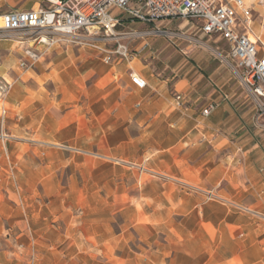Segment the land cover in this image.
Returning a JSON list of instances; mask_svg holds the SVG:
<instances>
[{
    "label": "crops",
    "instance_id": "0c3cea01",
    "mask_svg": "<svg viewBox=\"0 0 264 264\" xmlns=\"http://www.w3.org/2000/svg\"><path fill=\"white\" fill-rule=\"evenodd\" d=\"M50 2L0 0V15L45 9ZM253 10L250 28L264 42L261 9ZM28 46L0 40V78L14 82L5 97L13 123L0 128L8 135L0 139V242L26 246L21 252L0 250V264H28L31 244H44L51 249L45 253L60 257L68 250L65 257L78 259L86 241L115 240L112 218L131 210L146 223H124L129 236L142 234V249L129 264H264V126L256 124L255 107L205 48L173 50L151 38L140 51L143 63L100 66L89 46H35L43 70L33 71L37 64L21 70L18 63L14 70L15 57L6 52L20 57ZM131 72L145 81L144 88L131 83ZM32 76L44 83L69 78L67 93H82L80 83L88 77L92 85L86 91L97 96L95 103L103 99L108 110L85 126H51L45 114L31 109ZM208 106L213 109L203 116ZM68 131L70 141L62 136ZM88 136V147L107 148L108 162L88 164L65 150L83 146ZM96 212H107V222L95 219ZM56 243L67 249H54ZM38 251L35 257L44 258Z\"/></svg>",
    "mask_w": 264,
    "mask_h": 264
},
{
    "label": "built area",
    "instance_id": "2783aa9c",
    "mask_svg": "<svg viewBox=\"0 0 264 264\" xmlns=\"http://www.w3.org/2000/svg\"><path fill=\"white\" fill-rule=\"evenodd\" d=\"M56 0L45 9L11 10L0 15V40H15L19 44L31 42L22 49L18 60L21 70L33 69L41 57L35 46L50 48L60 42H72L93 48L104 64L128 61V47L119 44L121 37L142 40L141 50L148 47L145 40L157 37L164 31L156 27L163 20L194 22L199 32L207 37L224 41L227 58L240 69V82L253 97L260 121L264 126V42L256 38L250 28L254 21L253 6L261 11L259 26L264 31V0ZM131 24L150 25L145 31L119 28ZM116 45L115 49L108 48ZM131 83L138 89L145 81L129 74ZM14 82L0 78V99L12 90ZM177 105L182 97L175 96ZM212 106L202 110L208 116ZM5 110L1 111V119Z\"/></svg>",
    "mask_w": 264,
    "mask_h": 264
},
{
    "label": "rangeland",
    "instance_id": "374dc122",
    "mask_svg": "<svg viewBox=\"0 0 264 264\" xmlns=\"http://www.w3.org/2000/svg\"><path fill=\"white\" fill-rule=\"evenodd\" d=\"M156 27L160 28V30L164 31V34H162L160 37H149L145 40V42L150 45L151 44V38H160L162 41L164 40L173 50H180L183 49L186 46H200L205 48L212 56V58H215V62L223 65L224 71L228 74V77L231 78V85L241 92H243V95L246 96V104L250 105V107L254 108L255 103L253 100V97L250 95V93L246 90V88L242 85L240 82V78L238 75H240V69L236 66L235 63L231 62L227 58V52L228 48L225 45V43L221 40H217L215 38H207L203 36L199 30L198 27L194 22H182L177 20H163L160 22H157L155 24ZM153 26L150 25H138V24H131L128 27L119 28L118 31L121 33L128 32L131 30H137V31H145V30H151ZM119 44L125 45L128 47L129 52V60L128 62L135 60L140 61L141 63L144 62V57H142L141 46H142V40H131L126 39L125 37H121L118 40ZM60 45H69L76 48H81V45L75 44L72 42H60ZM84 46L85 49L88 47L86 45ZM86 46V47H85ZM111 49H115L116 45H110ZM91 54L96 55V58L98 60V65L105 66L101 62V58L95 51H88ZM7 54L12 53L14 59V65L13 69H17V60H19V56L17 54V51L10 50L6 52ZM126 62V61H123ZM45 61L40 60L36 68L33 70L35 72H38V69H41V66H44ZM43 70V69H41ZM32 72V71H31ZM219 76L216 78L217 80ZM69 78H63L62 82H51V83H44V80L37 79L34 76L31 77V100H35V103L31 104V109H35L36 111L41 112V114H45V117L47 120H51L50 123H52L51 126H75L76 124L78 126H85L87 120L90 121L91 117L95 115L98 117V114H101L104 110H108V106L104 103L103 99H100L98 103H95L97 101V96L93 98L91 96L90 92H87L86 89H90L92 82L91 79H88V77L85 78L84 83L82 86L80 85L79 89L83 90L81 93H77L75 91L72 92H64V88H68L69 85L66 81H68ZM216 80V81H217ZM241 83V84H240ZM75 86V85H74ZM75 88V87H74ZM35 91V92H34ZM12 93V92H11ZM5 98V97H4ZM0 99V115L1 111L5 110V117L3 120L0 117V128L1 126H11L12 117L10 116V113L12 111V107L8 105L9 97L5 99ZM5 101V102H4ZM4 102V103H3ZM95 103V104H93ZM18 112V111H15ZM258 116L257 108L255 107V117L254 120L257 124L261 123L260 121H256V118ZM101 121L103 120V116L100 118ZM49 123V125H50ZM103 125V124H102ZM104 126H107V123H104ZM8 135L5 133L2 134L0 131V139L7 138ZM62 136L67 137V140H71L72 138V132L68 131L63 132ZM89 138V139H88ZM84 139V145L79 147H70L65 149L68 153H74L78 155L84 156L88 164H91L93 160H100L102 162H108L110 160V155L106 152V147L103 145L100 146H93L88 147L87 141L90 140V137ZM72 143V142H71ZM116 162V161H114ZM118 163V162H116ZM140 163V162H137ZM142 167H138L134 169V174L137 176V173L141 172ZM134 181V180H133ZM138 183V181L136 182ZM104 192V191H103ZM101 192V197L104 196V193ZM134 198L138 202L139 195L134 194ZM26 197V196H25ZM43 197V196H41ZM22 198V196H21ZM45 200V199H44ZM44 200H42L44 202ZM136 200H133L132 202L135 203ZM137 207V213L140 214L139 207ZM107 212H96L95 219L99 217V219L103 220V222H107V217L104 215ZM137 214L135 211H130L128 213L124 214V211H117L115 216L112 218V227L115 230L116 233V239L112 240L110 243H102L103 240L98 241L96 243L86 241L84 243L83 248V256L79 255L77 258H70L71 255L67 254V257H65V253L68 252L66 250V246L62 245L59 248V243H56L53 245L54 249H57L58 251L62 250L65 251L63 255H51L45 253L43 250L50 251L51 249H47L46 245H42L41 247H38V244H31V250H30V256L28 259V264H129V259L131 256H134V253H139L141 248V243L139 242V239L141 235L139 232L133 231L131 236H129L128 232L126 233L124 228V223L127 220V224L132 221V223L135 221L137 224L144 222L146 223V220L135 218ZM101 217V218H100ZM182 217H179L181 219ZM111 219V218H110ZM177 219V218H176ZM131 220V221H130ZM157 222V221H156ZM129 231V230H128ZM123 233V234H122ZM145 236V235H144ZM151 236V235H150ZM147 237V236H145ZM131 238L128 245H126V239ZM164 238L162 235H160L159 241L161 243H164ZM106 239V236L104 238ZM26 246L21 243H15V242H9V243H2L0 242V250L5 251H13L17 250V252H21L24 250ZM40 248L45 256L42 259H38L35 256L37 255L38 249ZM154 247L149 248V251H153ZM148 251V252H149ZM133 252V253H132ZM148 254V253H147ZM73 255V254H72ZM129 256V258L127 257ZM168 263V262H167Z\"/></svg>",
    "mask_w": 264,
    "mask_h": 264
},
{
    "label": "bare ground",
    "instance_id": "6f19581e",
    "mask_svg": "<svg viewBox=\"0 0 264 264\" xmlns=\"http://www.w3.org/2000/svg\"><path fill=\"white\" fill-rule=\"evenodd\" d=\"M56 0H54V2H55Z\"/></svg>",
    "mask_w": 264,
    "mask_h": 264
}]
</instances>
